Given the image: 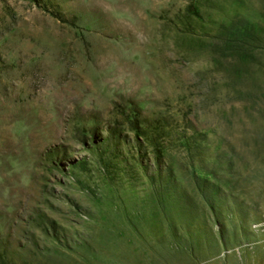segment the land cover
<instances>
[{
    "label": "rangeland",
    "instance_id": "1",
    "mask_svg": "<svg viewBox=\"0 0 264 264\" xmlns=\"http://www.w3.org/2000/svg\"><path fill=\"white\" fill-rule=\"evenodd\" d=\"M0 264H264V0H0Z\"/></svg>",
    "mask_w": 264,
    "mask_h": 264
}]
</instances>
